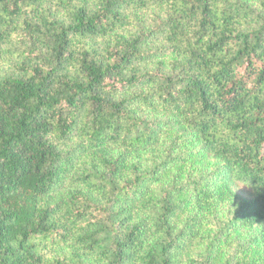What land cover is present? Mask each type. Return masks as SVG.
Returning a JSON list of instances; mask_svg holds the SVG:
<instances>
[{
	"label": "trees",
	"instance_id": "1",
	"mask_svg": "<svg viewBox=\"0 0 264 264\" xmlns=\"http://www.w3.org/2000/svg\"><path fill=\"white\" fill-rule=\"evenodd\" d=\"M0 264H264V0H0Z\"/></svg>",
	"mask_w": 264,
	"mask_h": 264
},
{
	"label": "rangeland",
	"instance_id": "2",
	"mask_svg": "<svg viewBox=\"0 0 264 264\" xmlns=\"http://www.w3.org/2000/svg\"><path fill=\"white\" fill-rule=\"evenodd\" d=\"M238 194H239V198H240V199H239V204L251 200V197H250L249 191L246 190V189H240V190L238 191Z\"/></svg>",
	"mask_w": 264,
	"mask_h": 264
}]
</instances>
